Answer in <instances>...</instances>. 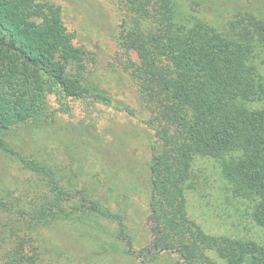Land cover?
I'll return each mask as SVG.
<instances>
[{
    "label": "trees",
    "instance_id": "trees-1",
    "mask_svg": "<svg viewBox=\"0 0 264 264\" xmlns=\"http://www.w3.org/2000/svg\"><path fill=\"white\" fill-rule=\"evenodd\" d=\"M117 6V43L155 138L153 240L139 256L169 251L178 264H218L215 253L225 264H264V242L207 233L190 216L187 199L199 189L196 159H213L231 196L249 201L253 221L264 227V0H119ZM95 62L61 4L0 0V153L27 173L15 187L0 180V264H83L63 253L53 257L42 230L60 222L78 224L85 236L104 242L106 253L117 244L102 239L103 221L115 223L110 236L136 253L126 223L128 190L117 179L107 189L98 172L79 175L27 156L8 139L13 129L45 127L67 109L53 108L50 95L62 103L90 93L107 100L96 91Z\"/></svg>",
    "mask_w": 264,
    "mask_h": 264
},
{
    "label": "rangeland",
    "instance_id": "rangeland-1",
    "mask_svg": "<svg viewBox=\"0 0 264 264\" xmlns=\"http://www.w3.org/2000/svg\"><path fill=\"white\" fill-rule=\"evenodd\" d=\"M62 5L65 21L77 33L79 43L95 57L94 71L99 78L96 91L108 97L99 100L95 94L86 98H66L63 103L56 95L49 96L53 108L59 110L55 121L45 127L20 126L8 135L11 145L27 156L46 158L58 167L72 169L79 175L96 171L106 182L114 179L128 191L127 229L136 253H128L121 241H115L116 224L103 221L107 243H116L113 253L100 246L103 241L84 235L78 224L55 223L44 227V238L50 243L52 255L65 254L83 264H178L176 252H160L152 257H140V251L150 245L153 234L149 227L150 161L154 138L148 126L149 114L140 104L136 87L126 69V56L118 46L116 35L121 21L119 0H52ZM136 58V54L133 53ZM106 91V92H105ZM97 93V92H95ZM66 166V167H65ZM194 170L199 174V189L187 193L190 216L207 232L232 235L264 242V227L251 216L249 201L231 196L226 181L213 159L198 157ZM61 174H64L62 170ZM27 173L0 153V180L15 187ZM100 184V182H98ZM101 183L100 186L104 185ZM107 230L111 233L108 234ZM111 238H110V237ZM99 238V236H98ZM101 244V245H100ZM50 253V254H51ZM218 264H225L210 253Z\"/></svg>",
    "mask_w": 264,
    "mask_h": 264
}]
</instances>
